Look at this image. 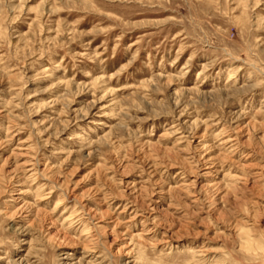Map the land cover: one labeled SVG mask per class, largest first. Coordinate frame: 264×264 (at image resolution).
<instances>
[{
  "label": "rangeland",
  "instance_id": "374dc122",
  "mask_svg": "<svg viewBox=\"0 0 264 264\" xmlns=\"http://www.w3.org/2000/svg\"><path fill=\"white\" fill-rule=\"evenodd\" d=\"M0 264H264V0H0Z\"/></svg>",
  "mask_w": 264,
  "mask_h": 264
}]
</instances>
